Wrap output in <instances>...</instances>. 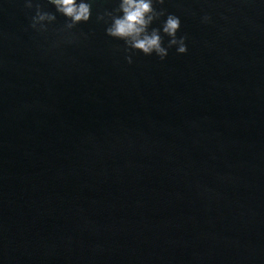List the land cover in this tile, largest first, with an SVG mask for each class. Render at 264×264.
<instances>
[{
  "label": "water",
  "instance_id": "1",
  "mask_svg": "<svg viewBox=\"0 0 264 264\" xmlns=\"http://www.w3.org/2000/svg\"><path fill=\"white\" fill-rule=\"evenodd\" d=\"M118 3L41 33L0 0V264H264V0L155 5L163 61L106 35Z\"/></svg>",
  "mask_w": 264,
  "mask_h": 264
},
{
  "label": "clouds",
  "instance_id": "2",
  "mask_svg": "<svg viewBox=\"0 0 264 264\" xmlns=\"http://www.w3.org/2000/svg\"><path fill=\"white\" fill-rule=\"evenodd\" d=\"M56 9V13L65 18L62 31H70L77 25L87 23L92 16L93 0H47ZM165 0H119L118 6L112 10L98 13L97 22L108 25L106 35L117 40L124 41L126 52H142L146 56L155 54L163 61L168 56V50L175 46L178 54L187 53L186 35L177 37L181 27L179 17L174 14H166V9L155 5H164ZM25 7H35V15L31 17L30 27L37 32H47L48 25L57 19L56 13L44 11L42 5L33 0H25ZM166 19L160 28H151L154 21L161 17ZM211 17L205 15L202 22H210ZM168 37L167 46H164V37ZM131 64L132 56L125 57Z\"/></svg>",
  "mask_w": 264,
  "mask_h": 264
}]
</instances>
